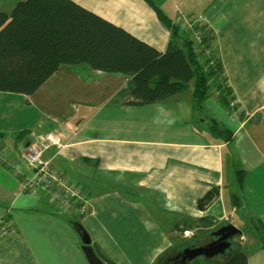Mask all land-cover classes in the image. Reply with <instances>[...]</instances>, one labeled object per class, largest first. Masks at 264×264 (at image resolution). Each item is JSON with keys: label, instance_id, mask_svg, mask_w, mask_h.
<instances>
[{"label": "crops", "instance_id": "1", "mask_svg": "<svg viewBox=\"0 0 264 264\" xmlns=\"http://www.w3.org/2000/svg\"><path fill=\"white\" fill-rule=\"evenodd\" d=\"M18 1L0 0V10L10 13ZM73 1L160 51L167 46L169 30L144 0ZM154 2L172 21L194 19L209 34L225 84L210 79L202 106L211 123L232 131L231 139L211 128L212 140L202 141L191 128H179L184 113L178 104L186 102L189 116L192 94L139 105L113 102L128 77L86 66L60 65L31 95L0 91V150L10 157L0 162V220L8 225L0 234V264H89L74 222L115 264H158L159 258L174 264L175 224L205 216L216 223L199 222L197 238L179 245H204L218 226L231 223L241 230L234 240L248 264H264L258 233L243 231L251 217L264 223V0ZM220 83L231 92L228 107L220 102ZM43 142H49L43 159L84 191L86 212L75 207L63 214L45 191L23 192L17 171H32L23 151ZM239 169L245 175L237 206L232 185ZM214 187L218 194L198 209L197 200ZM234 208L243 209L240 222L229 214Z\"/></svg>", "mask_w": 264, "mask_h": 264}, {"label": "trees", "instance_id": "2", "mask_svg": "<svg viewBox=\"0 0 264 264\" xmlns=\"http://www.w3.org/2000/svg\"><path fill=\"white\" fill-rule=\"evenodd\" d=\"M144 1L169 30L164 51L73 0H20L10 13L0 10V91L31 95L60 65L86 64L103 73L128 77L113 102L139 105L162 101L184 92L192 84L193 107L200 109L209 94L210 79L217 78L225 84L220 64L214 60L213 66L203 70L190 39L191 30L169 19L154 0ZM188 19L193 27H202L196 20ZM208 39L209 34H205L206 43ZM221 83L217 86L219 99L228 107L231 92ZM211 128L215 134L223 135L224 141L231 139L230 129L221 128L214 121ZM244 175L243 169L235 171L238 190ZM217 194L216 187L207 191L197 200L198 209H204ZM232 202L237 206L242 203L235 194ZM193 221L204 226L216 223L209 216L193 218ZM250 221L264 248V223L252 217ZM192 227L191 222H185L181 228L179 222L175 224L178 231ZM93 248L104 262L115 264L95 244ZM246 255L241 243L232 238L223 254L191 263L248 264ZM160 261L161 258L158 264Z\"/></svg>", "mask_w": 264, "mask_h": 264}, {"label": "built area", "instance_id": "3", "mask_svg": "<svg viewBox=\"0 0 264 264\" xmlns=\"http://www.w3.org/2000/svg\"><path fill=\"white\" fill-rule=\"evenodd\" d=\"M174 22L184 29L189 28L191 30L190 39L195 51L199 54L201 68L206 70L213 66L214 59L211 57L210 48L205 42V34H207L205 29L193 27L192 22L183 16L177 17ZM48 145V142L30 143L25 147L23 157L32 168V173L17 171L21 174L23 192L38 194L40 190L45 191L54 200L57 210L63 214L75 207L80 213L86 212L88 201L79 186L68 176L57 174L50 167L49 162L43 159V152ZM9 159L10 157L3 150H0V162H9ZM5 232H7V225L0 220V234Z\"/></svg>", "mask_w": 264, "mask_h": 264}, {"label": "rangeland", "instance_id": "4", "mask_svg": "<svg viewBox=\"0 0 264 264\" xmlns=\"http://www.w3.org/2000/svg\"><path fill=\"white\" fill-rule=\"evenodd\" d=\"M78 66H86V67L92 69L91 67H89L86 64L72 65V67L75 68V69L79 68ZM191 86H192V84H191ZM191 86H190V88H191ZM211 87H213V86L211 85ZM190 88L186 89V91L183 92V95H181V96H187L188 94H190V96H191V92H190L191 89ZM215 96H216V93H213V98ZM180 100L187 101L186 97H183V99H180ZM180 100H179V102H180ZM178 106L180 107V109L184 113V115L181 118V120L183 119V121H182V123H180V127L179 128H185L186 129V128L189 127V128H191L192 132H194V131L197 132L196 133L197 136H199L202 141H211L212 140V134H211V131H210L211 127H212L211 118L206 117V114L209 113V111L204 106H202V109L201 108L200 109H196L194 107L193 109H191L192 113L189 116H187L188 113L186 112V109H185L186 102H180L178 104ZM176 119H177V117H176ZM230 156L232 158L231 152H230ZM42 157H43V155H42ZM231 166H232V161H230L229 163L226 164V166H225V174H227L229 172ZM31 173H32V171H31ZM57 174L64 175V174L58 173V172H57ZM232 188H234V190H235L232 193V195L235 194V195L239 196L240 201L242 202V197L240 195V191L237 190L238 189V185H237L236 179L234 181V184L232 185ZM226 190L230 191V187L226 186ZM81 191L84 194V191L83 190H81ZM225 197H227L226 193H225ZM235 209L236 208H234V211L230 210L229 214L234 217L235 221L239 220V222H240L242 220L241 216H242V213H243V209H239V210H235ZM190 222H191V224H193L192 228H188V229L182 230V231H177V232H175L173 234V240L175 241V246H174L175 255H174V257L176 255H178L181 252L182 249H184L183 248L184 246L183 245H179V244H184V243L190 244V243H192L193 240L195 238H197L198 234L202 232L199 228H197L198 226H196V225H198V223L196 221H193V219H189L188 224H190ZM239 222L237 223V225L240 224ZM226 223H228V222H226ZM251 225H252L251 221H249V223L244 226L243 231H247L249 229H253V228H251ZM190 230H192V232H190ZM188 231H189V233H188ZM185 246H186V244H185ZM164 259H166V256H165ZM185 264H188V262L185 263Z\"/></svg>", "mask_w": 264, "mask_h": 264}, {"label": "water", "instance_id": "5", "mask_svg": "<svg viewBox=\"0 0 264 264\" xmlns=\"http://www.w3.org/2000/svg\"><path fill=\"white\" fill-rule=\"evenodd\" d=\"M72 227L80 238V247L87 262L89 264H107L95 253L94 248L91 245L90 238L86 231L82 228L80 223L74 222ZM240 233L241 230L231 223L219 226L216 231L212 232V236L217 237H215L211 242H208L204 245L193 246L192 248L184 249L182 252L183 261L181 263L183 264L186 261H189L198 256L213 258L220 254H223L230 245V239L234 238Z\"/></svg>", "mask_w": 264, "mask_h": 264}, {"label": "flooded vegetation", "instance_id": "6", "mask_svg": "<svg viewBox=\"0 0 264 264\" xmlns=\"http://www.w3.org/2000/svg\"><path fill=\"white\" fill-rule=\"evenodd\" d=\"M218 229V228H217ZM214 237H217V236H214ZM183 250H181V252L179 253V255H176L174 257V262L177 263V264H182L181 262L183 261V254H182Z\"/></svg>", "mask_w": 264, "mask_h": 264}, {"label": "bare ground", "instance_id": "7", "mask_svg": "<svg viewBox=\"0 0 264 264\" xmlns=\"http://www.w3.org/2000/svg\"><path fill=\"white\" fill-rule=\"evenodd\" d=\"M4 151V153H6L7 155H8V152L7 151H5V150H3ZM8 163V162H7Z\"/></svg>", "mask_w": 264, "mask_h": 264}]
</instances>
